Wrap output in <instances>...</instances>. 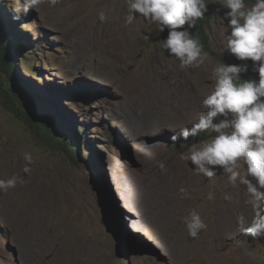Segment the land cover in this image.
<instances>
[{
    "label": "rangeland",
    "instance_id": "1",
    "mask_svg": "<svg viewBox=\"0 0 264 264\" xmlns=\"http://www.w3.org/2000/svg\"><path fill=\"white\" fill-rule=\"evenodd\" d=\"M212 5L211 51L203 50L199 68L181 70L161 47L167 30L142 17L125 26L126 0L44 2L19 20L16 0H0L7 29L0 33L7 57L0 65V180H16L0 191V264H264V238L236 223L238 214L249 223L254 215L246 186L231 185L226 174L198 175L182 159L215 133L169 139L206 112L202 99L213 89L217 63L252 64L221 52L227 9L218 0ZM24 86L57 120L31 111ZM43 179L40 190L57 198L53 211L41 194L39 205L29 195ZM193 210L207 224L197 238L183 222ZM143 236L162 250L163 262L146 255Z\"/></svg>",
    "mask_w": 264,
    "mask_h": 264
},
{
    "label": "clouds",
    "instance_id": "2",
    "mask_svg": "<svg viewBox=\"0 0 264 264\" xmlns=\"http://www.w3.org/2000/svg\"><path fill=\"white\" fill-rule=\"evenodd\" d=\"M44 2L54 7L59 0H16L13 19L19 20L21 14L27 15ZM218 2L222 9H227L221 17V52L252 64L217 63L211 73L215 82L213 89L202 99L206 112L201 113L191 127H181L178 133L173 130L169 139L175 144L198 137L201 132L215 133L191 144L182 159L191 162L198 175L210 179L218 173L226 174L231 185L246 186L248 198L245 204L251 207L254 215L249 223L243 214H238L236 223L246 235L259 239L264 238V0H254L251 6L245 0ZM126 5L125 26L142 17L155 24L160 33L167 30L161 47L168 56L179 61L181 70L199 68L203 64L207 56L203 50H208L203 48L192 30L198 20L211 12L206 0H126ZM99 15L103 21L104 14ZM208 29L207 24L209 36ZM143 39L147 42L151 36L144 35ZM250 69L254 78L242 79ZM24 158L29 164L32 162L30 154L26 153ZM159 167L165 170L163 163ZM24 171L27 173L31 169L26 165ZM15 185V178L0 180V191L6 192ZM180 191L186 192L183 188ZM207 198L213 200L214 193L210 192ZM183 222L191 238H197L201 230L207 229V224L195 210L183 217Z\"/></svg>",
    "mask_w": 264,
    "mask_h": 264
},
{
    "label": "trees",
    "instance_id": "3",
    "mask_svg": "<svg viewBox=\"0 0 264 264\" xmlns=\"http://www.w3.org/2000/svg\"><path fill=\"white\" fill-rule=\"evenodd\" d=\"M252 1V0H251ZM208 7H210V10L212 11L214 9L213 5H212V0H206ZM208 13V12H207ZM207 13L205 14V17L201 20L197 21V26L195 29H193V34L196 38H198L200 40V42L203 44V48L207 49L209 51V42H210V38L207 35V30H206V25L208 24V20H209V15H207ZM6 25H4V23H2V25L0 24V33L6 32ZM185 27H187L185 25ZM2 42H4V40H0V49L2 47H4V45H2ZM8 43V42H7ZM6 52V51H5ZM6 56L3 55L2 51H0V65H3V61H6ZM251 73L254 74V72L251 71V69L247 72V74L244 76L242 75V79H253L254 77L251 76ZM257 78H258V74H256ZM13 84L16 85V82ZM23 95L24 98L30 103V109L35 110L36 115L41 118L43 121H45L47 118H52V119H56L57 117L55 116V113H53L52 110H50L48 108V110L45 108L42 100L38 99L37 97H35L32 94V91L28 89V87H20L19 90ZM12 92L13 89H12ZM52 112V113H51ZM74 150H77V146H73L72 147ZM67 149V148H66ZM70 155L72 156V154L70 153Z\"/></svg>",
    "mask_w": 264,
    "mask_h": 264
},
{
    "label": "bare ground",
    "instance_id": "4",
    "mask_svg": "<svg viewBox=\"0 0 264 264\" xmlns=\"http://www.w3.org/2000/svg\"><path fill=\"white\" fill-rule=\"evenodd\" d=\"M135 24H137V23H135ZM131 26V25H130ZM129 27V26H128ZM132 27V26H131ZM136 27H138V26H136ZM120 29H121V27H120ZM129 29H130V27H129ZM133 29H134V27H133ZM137 29V28H136ZM135 29V30H136ZM115 30V33H119V31L117 30V29H114ZM127 30V29H126ZM134 31V30H133ZM136 32V31H135ZM112 33V32H111ZM132 33V32H131ZM134 33V32H133ZM113 34V33H112ZM116 35H118V34H116ZM134 35V34H133ZM122 38H121V40H122V43H124V45H128V43L130 42V40H131V37L128 35V34H122V35H120ZM117 45V44H116ZM112 52V51H111ZM124 56V55H123ZM122 56V57H123ZM147 97V96H146ZM146 100V99H145ZM147 101V100H146ZM149 101V100H148ZM159 101V100H158ZM166 101V100H165ZM164 101V102H165ZM151 103V102H150ZM162 103V102H161ZM160 103V104H161ZM168 104H169V102H168ZM157 105H159V104H157ZM166 107V106H165ZM1 164V163H0ZM44 183H47L44 179L43 180H40L39 181V183L38 184H35L34 186H32L34 189H32V191L30 192V194L29 195H31V194H34V195H36V200L38 201V205L39 204H41V202L43 201V203L45 204V206L47 207H49V209H50V211H53L55 208H56V204H57V202H56V196L54 195V193L51 191V190H49V191H47V192H42L41 190V185L43 184V185H45ZM10 189V188H9ZM41 189V190H40ZM48 190V189H47ZM157 193L159 194V195H161V199H166L165 198V194L161 191V189L160 190H157ZM40 194L43 196V199H41V202H39V198H40ZM162 201V200H160V204L161 203H164L165 201ZM33 201H35L34 200V198H33ZM35 203V202H34ZM132 205L134 206V207H139L138 206V204L136 203V202H134V201H132ZM42 206H44V205H42ZM35 209V208H34ZM36 210V209H35ZM35 212H37V211H35ZM53 213V212H52ZM38 215H36V217H37ZM48 216H49V214H48ZM41 218V217H40ZM48 218V217H47ZM39 221V220H38ZM45 221V220H44ZM46 224V223H45ZM38 226V225H37ZM72 231V230H71ZM69 235H72L73 234V232H69L68 233ZM68 236V235H67ZM73 236H75V235H73ZM74 238V237H73ZM69 239H67V241H68ZM67 247V246H66Z\"/></svg>",
    "mask_w": 264,
    "mask_h": 264
},
{
    "label": "water",
    "instance_id": "5",
    "mask_svg": "<svg viewBox=\"0 0 264 264\" xmlns=\"http://www.w3.org/2000/svg\"><path fill=\"white\" fill-rule=\"evenodd\" d=\"M99 205L101 206V203L99 202ZM117 238V243L119 244V238L118 235L116 236ZM142 239L147 243V245L150 247V250L146 253L147 256H150L152 258L158 259L160 262H163L164 260V255L162 253V250L151 240H149L146 237H142Z\"/></svg>",
    "mask_w": 264,
    "mask_h": 264
}]
</instances>
